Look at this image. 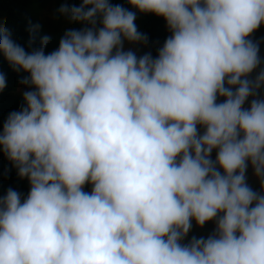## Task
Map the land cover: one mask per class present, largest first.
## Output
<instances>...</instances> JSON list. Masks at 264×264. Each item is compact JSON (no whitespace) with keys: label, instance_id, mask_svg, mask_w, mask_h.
<instances>
[{"label":"clouds","instance_id":"1","mask_svg":"<svg viewBox=\"0 0 264 264\" xmlns=\"http://www.w3.org/2000/svg\"><path fill=\"white\" fill-rule=\"evenodd\" d=\"M126 3H59L83 26L47 54L39 23L30 50L0 25L26 89L0 151L29 185L0 196V264H264V0ZM138 14L169 32L155 56Z\"/></svg>","mask_w":264,"mask_h":264},{"label":"trees","instance_id":"2","mask_svg":"<svg viewBox=\"0 0 264 264\" xmlns=\"http://www.w3.org/2000/svg\"><path fill=\"white\" fill-rule=\"evenodd\" d=\"M60 2H66L69 4L79 3L80 0H59ZM111 3L123 4L128 7L126 0H110ZM29 0H0V25H9L13 29V39L28 49V39L29 33L27 31L28 27L39 23L38 18L29 11L28 9ZM136 24L138 29L149 36V45L146 47L147 51H151L153 56L156 55V49L161 46L165 38L169 35L165 34L164 30L166 25L162 18H157L150 14H138L136 19ZM45 34L42 33L41 29L36 34L34 47L40 46V40ZM55 48L52 46L50 40L45 48L46 54L53 51ZM0 72H4L7 75V88L0 92V130H2L3 122L7 117L8 113L14 110H18L22 102L13 99L11 96L17 89V82L21 78L23 73L13 72L8 64L4 61L2 55H0ZM215 158V153H213V159ZM248 172H250L248 170ZM252 175V173H251ZM250 174L249 182L253 184L254 187L258 185L253 180ZM11 188L16 189H28L29 185L27 179L21 180L17 174L16 170L12 167L9 161L4 157L2 151H0V196H3L6 190ZM85 190H90L87 186ZM215 225L213 222H209L202 229L193 226L192 232L189 234L188 239H191L192 235H203L207 236L210 234ZM187 242V240L185 241Z\"/></svg>","mask_w":264,"mask_h":264},{"label":"rangeland","instance_id":"3","mask_svg":"<svg viewBox=\"0 0 264 264\" xmlns=\"http://www.w3.org/2000/svg\"><path fill=\"white\" fill-rule=\"evenodd\" d=\"M60 2L59 0H29L28 3V9L30 12H32L39 21V24L41 25V31L43 34L47 35L50 37V42L52 46L56 49L59 44V40L63 34V31L65 27L68 28H80L83 25L80 24H69L65 25L63 24V21H59L54 17V9L59 5ZM165 34H168L169 32L167 31V28L164 30ZM253 39L261 41V54L264 55V26H261L254 34H253ZM144 52H147L146 47H141L137 54L141 55ZM26 90L23 85H20L16 91L12 93L13 99L17 101H21V93ZM250 172L248 174L251 175L252 170L249 167L248 169ZM252 176V175H251ZM254 180V178H253ZM255 181V180H254ZM258 187V186H257ZM16 189V188H14ZM19 191L22 195L26 196L28 193V189H16ZM214 223V222H213ZM215 225V224H214Z\"/></svg>","mask_w":264,"mask_h":264}]
</instances>
